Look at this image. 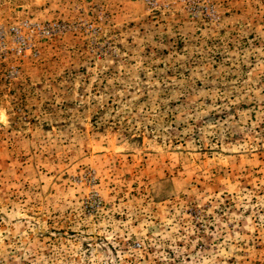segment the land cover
<instances>
[{
    "label": "rangeland",
    "instance_id": "rangeland-1",
    "mask_svg": "<svg viewBox=\"0 0 264 264\" xmlns=\"http://www.w3.org/2000/svg\"><path fill=\"white\" fill-rule=\"evenodd\" d=\"M0 264H264V0H0Z\"/></svg>",
    "mask_w": 264,
    "mask_h": 264
}]
</instances>
